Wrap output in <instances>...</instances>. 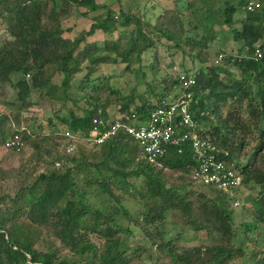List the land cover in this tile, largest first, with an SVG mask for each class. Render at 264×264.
I'll return each mask as SVG.
<instances>
[{
    "label": "trees",
    "instance_id": "16d2710c",
    "mask_svg": "<svg viewBox=\"0 0 264 264\" xmlns=\"http://www.w3.org/2000/svg\"><path fill=\"white\" fill-rule=\"evenodd\" d=\"M249 1L174 0L168 23L157 27L139 13L121 7L117 14L110 4L96 0H0V22L9 35L0 38V104L5 107L0 110V144L19 134L24 146L7 149L20 153L28 143L34 151L29 161L42 166L37 173L18 177L13 192L0 195V264H130L128 229L118 222L131 218L124 204L126 194L138 202V225L169 264H229L244 257L246 234L264 228V0L252 10L246 8ZM100 8L103 11L87 30L64 36L61 19L70 11L85 16ZM130 25L134 28L122 36L124 40L87 39L96 31L110 36ZM217 27H227L239 46L237 53L217 52L213 62ZM161 36L168 46L203 64L193 72L195 84L187 88L189 110L200 138L212 147L207 151L234 165L243 183L259 186L250 206L244 207L255 211L251 220L237 224L230 206L233 198L220 188L193 179L190 186L208 187L213 195L187 185H167L162 168L190 177L198 166L189 140L166 145L153 162L123 128L100 144L86 139L96 124L107 128L113 122L107 108L113 101L119 113L145 120L175 93L176 77L165 75L156 86L146 78L147 65L142 64L143 54ZM119 63L136 76L126 94L113 86L115 75L102 69ZM149 68L156 77L155 64ZM7 85L16 90L13 100L5 94ZM34 95L65 109L55 117L76 136L72 154L66 151L72 141L58 127L51 133L36 130L33 124L26 130L12 127L33 106ZM48 124L56 127L52 119ZM247 137L256 143L246 162L239 163ZM169 211H178L195 231L216 232L218 241L178 246L181 236L169 227ZM261 254L256 264H264V250Z\"/></svg>",
    "mask_w": 264,
    "mask_h": 264
},
{
    "label": "rangeland",
    "instance_id": "374dc122",
    "mask_svg": "<svg viewBox=\"0 0 264 264\" xmlns=\"http://www.w3.org/2000/svg\"><path fill=\"white\" fill-rule=\"evenodd\" d=\"M258 1V0H252ZM99 4H110L111 8L117 13H120L121 7L125 12L131 14H137L144 16L149 19L150 22L157 27L166 25L169 21L171 14L175 11L174 0H96ZM259 2V1H258ZM84 8H79V11ZM103 9L90 11L87 15L83 16L77 13L75 9L70 11L65 17L61 19V24L64 28V36L74 37L82 30H87L90 24L93 22V17L101 13ZM188 15V14H187ZM185 18V17H184ZM236 27L240 24L236 23ZM134 25L127 26L125 28H119L113 31L110 36H106L102 31H96L93 35L87 39L91 42L113 41L121 39L122 36L128 35ZM216 38L212 46L211 61L218 57L217 52L222 53H237L238 43L232 38V34L227 27H217ZM9 38L7 32H5L2 23L0 22V38ZM169 41L165 37L155 41V45L146 54L142 56V64L147 65L145 67L148 80H154V85L158 86L164 78V76L175 77L179 71L196 72L203 64L196 59H191L189 55L177 50L174 47L168 46ZM155 64L156 66V77H153V71L149 68V65ZM173 64V65H171ZM125 63L119 64H105L102 69L109 75H115L112 78V84L115 87L120 88L122 94H126L136 83V76L134 73L125 72ZM154 78V79H153ZM144 83L141 82L140 87ZM16 90L10 85L5 86V94L10 100L15 98ZM34 104L30 109L25 110L21 114V118L18 124H14L12 127L25 128L28 124H33L36 130L42 132L51 133L58 127L59 133L65 130L64 126L57 123L55 117L56 113L63 114L65 109H60L58 103H52L39 99L37 95L32 98ZM70 106V105H69ZM79 106H84V103H80ZM118 104L114 101L107 107L110 114V118H115L119 115L117 111ZM0 110H5L3 104H0ZM82 113V111H80ZM48 119H52L56 123V127L48 124ZM55 128V129H54ZM65 141V140H64ZM246 145L237 157V162L245 163L252 153L253 146L256 143L253 137H247ZM34 153L33 148L27 143L23 152L16 153L0 144V195L4 192H13L15 183L18 177L22 174L37 173L41 170L42 166L37 163V160L29 161L32 154ZM73 153V152H72ZM70 153V154H72ZM264 165V164H263ZM160 167V166H159ZM162 173L167 185H187V188L192 187L195 189H201L207 193L213 195L214 190H210L208 187L190 186V179L188 174H184L179 171H174L168 168H162ZM132 181L134 179H131ZM195 183V182H194ZM191 188V189H192ZM114 190H116L114 188ZM259 186L253 182L243 183L229 196L233 198L231 207L234 211L237 224L243 221L251 220L252 217L256 216L255 211H246L244 207L250 206V199L258 194ZM237 201L238 204L234 205ZM124 204L130 209L131 218H118V222L128 229L127 235H125L126 242L129 244L128 256L131 258L130 264H169V259L164 253H160L151 244V240L145 236L141 227L138 225L137 217H139V204L133 198H130L126 194ZM169 227L174 228V235H180L178 238V246L183 248H189L193 246H207L218 241L217 233L214 231L208 232L205 229L195 231L191 227L186 226L183 223V219L180 217L178 211H169L168 214ZM237 230L241 232L239 225H236ZM177 232V233H176ZM247 241L243 243L244 257L237 258L231 261L229 264H256L257 257H261V252L264 250V228H259L254 234L248 232L246 234ZM91 238L98 242L101 240L92 235ZM239 244V243H238ZM236 244V246H238ZM136 250V248H138Z\"/></svg>",
    "mask_w": 264,
    "mask_h": 264
},
{
    "label": "built area",
    "instance_id": "2783aa9c",
    "mask_svg": "<svg viewBox=\"0 0 264 264\" xmlns=\"http://www.w3.org/2000/svg\"><path fill=\"white\" fill-rule=\"evenodd\" d=\"M254 6H258V3L251 0L246 8L252 10ZM175 77L179 81V87L162 106L151 111L147 119L139 120L134 113L131 115L119 113L118 116L112 118L113 122L107 128L98 127L96 124L86 139L100 144L111 139L117 129L123 128L137 141L142 155L153 162H157V158L165 152L166 145H178L189 140L194 158L198 163L197 168L191 174L194 182L217 187L232 194L242 182L241 174L234 165L226 163L207 151L212 147L200 138L199 125L192 118L189 110L191 92L187 91V88L195 84L193 72L179 71ZM95 122L97 123V121ZM98 124H103V121L98 120ZM61 134L65 136L66 140L72 141L68 142L66 151L74 152L73 142L76 140V136L67 129ZM4 146L18 151L24 146V142L16 133L7 138ZM237 204L238 202L235 201L234 205Z\"/></svg>",
    "mask_w": 264,
    "mask_h": 264
}]
</instances>
